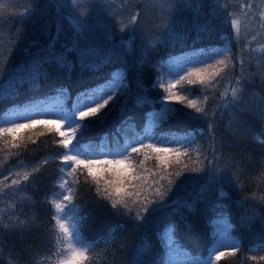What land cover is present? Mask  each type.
I'll list each match as a JSON object with an SVG mask.
<instances>
[{
	"label": "snow or ice",
	"instance_id": "1",
	"mask_svg": "<svg viewBox=\"0 0 264 264\" xmlns=\"http://www.w3.org/2000/svg\"><path fill=\"white\" fill-rule=\"evenodd\" d=\"M189 6L190 0H124L119 7L114 0L86 6L79 0H27L17 20L22 26L35 21L46 42L35 39L18 67L0 62L7 92L29 86L28 102L0 121V151L13 158L9 167L0 166V200L15 205L0 212V264H47L42 257H55L51 264H94L97 254L110 257L107 264H219L226 255L244 254L233 239L237 231L258 230L264 244V196L256 195L264 192V45L256 56L251 43L231 55L228 47L206 43L227 31L237 8L244 26L252 24L256 5L216 0L202 6L203 15L185 18ZM259 20L252 37L257 43L264 40V12ZM240 23L231 19L237 37ZM26 38L18 32L10 54ZM153 74L168 81L159 84L163 104L152 94ZM185 83L207 87L193 97L177 91ZM208 88L214 91L205 106ZM128 99L154 109L140 139L121 144L113 135L107 144L94 142L93 129ZM181 120L206 127H165ZM37 125L27 137L36 146L29 159L18 133ZM52 129L59 131L57 147L38 144L34 137ZM241 145L253 152H239ZM152 159L155 170L145 166ZM45 185L43 200H36ZM30 191L31 197H21ZM235 192L241 198L234 219L229 202ZM213 196L204 215L202 205ZM86 205L103 217L96 237L86 234L96 222ZM202 215L215 245L206 260L184 243ZM160 220L162 228L156 227ZM13 238L29 242L17 249ZM248 259L264 262V255Z\"/></svg>",
	"mask_w": 264,
	"mask_h": 264
},
{
	"label": "trees",
	"instance_id": "2",
	"mask_svg": "<svg viewBox=\"0 0 264 264\" xmlns=\"http://www.w3.org/2000/svg\"><path fill=\"white\" fill-rule=\"evenodd\" d=\"M91 2V0H79V3L82 5H87ZM124 0H114V3L117 7H119ZM138 3L145 4L150 3L151 0H137ZM187 3V0H184ZM252 2L256 5L255 9V20L252 24L248 25L247 27L244 26L242 16L240 15L239 9L237 8L236 13L233 17L228 19L226 28L227 31L218 32L216 38L211 42H206L211 45H214L217 48H224L228 47L230 49V55L235 52H239L241 46H246L251 43V47L253 49H257L255 52L256 56L261 55L259 49L262 45H264V40H260L257 37V40H260L259 43L252 40L253 35L257 31L260 30V13L264 12V0H252ZM216 3V0H190V6L184 8V15L187 18L188 15H191L193 18L199 13L203 15V8L202 6L206 4H213ZM220 4L227 3L229 6L234 5L237 3V0H219ZM27 7V0H0V62L8 61L11 67H18L22 64L23 59L27 55L25 52V48L32 47L34 40L39 39L41 42H46V37L40 35L39 31L36 27V22L33 21L32 24L28 25H21L17 18L21 16ZM82 10L86 11V7ZM55 13H51L50 16L54 17ZM231 19H237L240 21V35L237 37L235 30L231 29ZM20 32L21 34H26L27 38L23 41L22 45L17 48L15 51H12L10 54V50L13 47V41L15 40L17 33ZM53 34H55V28H52ZM237 39H239L240 43L237 44ZM34 50V49H33ZM152 80L157 81L156 86L152 89V94L155 97H158V103L163 104V90L159 87V84L162 82L165 85L167 84V79L160 80L159 77H156L155 74L152 76ZM214 83V82H213ZM259 83V80H257ZM7 80L0 78V120L4 119V113L6 111H10L12 108L17 106L26 104L27 101V92L28 85L25 84L21 87L20 91L17 92L15 95L7 92ZM149 87L151 84L148 85ZM227 86V85H225ZM135 85L133 84V88ZM207 86H201L198 84H181L178 86L177 91L182 92V94H187L189 96H199L202 95L205 91ZM43 91H47V89H42ZM213 89L208 88V96L209 101L205 103V106H210L212 102L213 96ZM23 102V104L21 103ZM173 107H182L180 104H174ZM154 109L148 105H144L142 102H137L134 99H128L126 102H121V104H117V106L113 109V112L110 114L109 118L106 120L105 123L97 125L91 134V138L96 143H104L107 144L113 135H119L120 138H124L128 140L129 143H134L135 141L140 139L139 130H143V126L148 123V116L147 113L153 111ZM131 117V119H129ZM143 117V124H138L137 122L140 118ZM126 123H122L125 122ZM227 121L225 120V124ZM41 126L37 125L35 128L29 129H21L18 133V136L25 138V145L20 150L22 154H26V158H31V150L34 149L36 146L32 145L30 141L27 140L29 135H32L39 129ZM123 128V133H118L117 129ZM165 127L171 128H203L206 127L202 125L198 121H173L169 125ZM137 132V133H135ZM98 134V137H97ZM37 139L38 144L44 145L45 148L52 147L56 148L59 142V132L56 129H52L51 131H46L43 136L34 137ZM124 141L121 144H124ZM241 153L253 152L252 148L247 146L241 145L240 149H238ZM47 154V153H45ZM234 154V153H233ZM133 159L139 161L143 159V156L136 157L133 155ZM193 158L195 159V153L193 154ZM13 158L9 156L7 150L0 151V166L9 167L10 161ZM58 163V161H57ZM146 167H151L153 170L156 168V161L154 159L149 160ZM2 178V177H0ZM10 182V181H9ZM245 183L247 181L245 180ZM47 185L44 186V189L37 192L35 195L36 200H43L44 198V191H46ZM33 193L30 191L28 193L21 194L23 199H27L31 197ZM251 195V193H249ZM257 199L260 196H264V192H257ZM240 195L238 192L233 193V199L229 202V207L231 210V214L235 219L238 215V210L235 207V201L240 199ZM215 200V196L210 197L209 201H207L202 208L204 209V215L209 214L207 212L209 203ZM14 207V202L10 198H6L0 200V212L6 213L12 210ZM85 211L87 213H91L93 217H95L96 222L91 223V226L86 230V234L91 237H96L100 232V223L103 219L102 215L97 213L90 205L85 206ZM39 222V221H37ZM197 230L193 233H188L184 235V243L192 250L195 254V257L203 258L207 256L208 251L214 248V244L210 243V232L208 231V225L203 218V215L197 219ZM163 225V220L157 222L156 227H161ZM163 231H161V235ZM116 239H119V236H116ZM131 239V238H130ZM233 239L240 243L244 249V254H238V259L231 257V256H224L221 258L219 264H264V262H260L258 259L257 261H251L248 257L252 255H264V252H258L260 248H264V244L260 242V232L258 230H251L248 232H235ZM13 243L16 244L17 249L22 248L24 244L29 242V239L26 238L23 241L17 240L13 238ZM123 255V254H122ZM42 260H46L47 264H51V261L55 259V257L46 258L42 257ZM108 259L110 257H105L102 254H97L94 257V264H107Z\"/></svg>",
	"mask_w": 264,
	"mask_h": 264
},
{
	"label": "bare ground",
	"instance_id": "3",
	"mask_svg": "<svg viewBox=\"0 0 264 264\" xmlns=\"http://www.w3.org/2000/svg\"><path fill=\"white\" fill-rule=\"evenodd\" d=\"M142 131H143V130H141V131L139 130L138 132L141 133ZM135 133H137V132H135ZM137 134H138V133H137ZM97 137H98V134H97ZM124 140H125L124 138H120V142H122V141H124ZM124 143H125V142H124Z\"/></svg>",
	"mask_w": 264,
	"mask_h": 264
},
{
	"label": "rangeland",
	"instance_id": "4",
	"mask_svg": "<svg viewBox=\"0 0 264 264\" xmlns=\"http://www.w3.org/2000/svg\"><path fill=\"white\" fill-rule=\"evenodd\" d=\"M61 130H64V129H61ZM203 260H206V259H203Z\"/></svg>",
	"mask_w": 264,
	"mask_h": 264
}]
</instances>
